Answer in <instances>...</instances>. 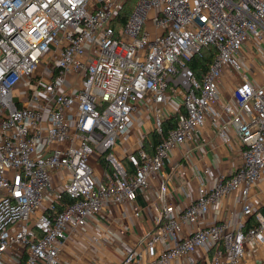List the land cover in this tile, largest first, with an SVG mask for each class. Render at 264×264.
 Wrapping results in <instances>:
<instances>
[{
    "label": "built area",
    "instance_id": "2783aa9c",
    "mask_svg": "<svg viewBox=\"0 0 264 264\" xmlns=\"http://www.w3.org/2000/svg\"><path fill=\"white\" fill-rule=\"evenodd\" d=\"M127 1L0 0V264H59L70 231L109 205L133 202L208 121L223 143L238 137L240 165L201 187L181 213L165 204L144 249L122 264H167L196 252L212 253L207 264H242L246 244L264 242V215L248 203L264 179V0H138L117 30ZM209 47L214 56L199 79L188 62ZM225 71L239 82L221 103ZM146 101L157 107L160 140L152 154L143 143L125 154L129 169L115 150ZM160 105L177 118L167 133ZM93 158L112 167L103 181ZM231 194L255 217L252 226L194 228ZM63 195L72 202L52 215ZM142 211L132 206L135 216Z\"/></svg>",
    "mask_w": 264,
    "mask_h": 264
},
{
    "label": "crops",
    "instance_id": "0c3cea01",
    "mask_svg": "<svg viewBox=\"0 0 264 264\" xmlns=\"http://www.w3.org/2000/svg\"><path fill=\"white\" fill-rule=\"evenodd\" d=\"M261 78L264 80V75ZM238 82L237 77L231 76L228 71L224 72L219 82L221 103L228 100ZM155 108L151 101L141 103L133 115V128L118 141L121 146L118 145L116 154L129 169L131 166L125 154L134 151L142 143L149 153L154 151V145H149V140L155 134ZM160 109L164 120L175 117L166 105H160ZM101 160L92 159L97 181L105 180L106 168ZM240 162L238 137L232 135L228 144L223 143L208 121L186 143L172 150L165 159L161 177L152 181L146 191L138 190L133 202L109 205L97 216L89 218L82 230L70 231L61 247L59 264H122L130 252L144 249L141 240L157 227L165 204L173 206L176 214L181 213L198 197L201 187L212 188L219 175L235 170ZM164 183L167 193L162 197L161 186ZM248 203L256 212L264 215V179L253 185ZM134 204L143 210L139 217L132 212ZM222 220H227L233 226L245 223L246 227H250L255 217L246 218L240 197L231 194L212 204L209 215L202 217L194 228ZM183 228L185 232L192 229L189 224L183 225ZM164 246L166 243L159 242L157 248L160 250ZM212 256L209 253L203 258L200 252H196L172 259L167 264H207ZM242 264H264V242L247 243Z\"/></svg>",
    "mask_w": 264,
    "mask_h": 264
},
{
    "label": "trees",
    "instance_id": "16d2710c",
    "mask_svg": "<svg viewBox=\"0 0 264 264\" xmlns=\"http://www.w3.org/2000/svg\"><path fill=\"white\" fill-rule=\"evenodd\" d=\"M138 0H128L126 2V4L124 5L122 11L120 12L117 21L115 22V26L116 29H120L126 22V20L128 19V17L130 16L131 12L133 11L136 3ZM214 56V48L209 47V48H205L201 54L194 56L189 62L188 65L190 67V69L194 72V74L200 79L202 78L203 74L208 70L209 65L212 62ZM177 118L176 117H172L170 119L164 120L163 121V127H164V131L165 133H167L168 131H170L171 129H173L174 127L177 126ZM160 138L158 137V135L152 134L151 138L149 140V145H156L159 142ZM102 164L103 166L108 169L111 170L109 164L102 159ZM72 202V200L67 196V195H63L59 200H57V202L55 203V209L51 211L52 215H55L57 213H59L60 211H62V209L70 204Z\"/></svg>",
    "mask_w": 264,
    "mask_h": 264
},
{
    "label": "rangeland",
    "instance_id": "374dc122",
    "mask_svg": "<svg viewBox=\"0 0 264 264\" xmlns=\"http://www.w3.org/2000/svg\"><path fill=\"white\" fill-rule=\"evenodd\" d=\"M148 21H147V30L152 34L154 35L155 32H156V28L155 26L153 25V18H154V13L153 11H150L148 13ZM160 31V30H159ZM44 81H47V80H44Z\"/></svg>",
    "mask_w": 264,
    "mask_h": 264
}]
</instances>
